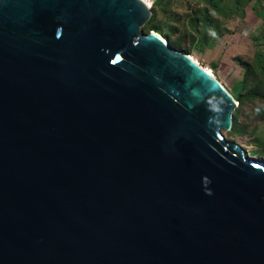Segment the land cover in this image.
<instances>
[{"label": "water", "instance_id": "1", "mask_svg": "<svg viewBox=\"0 0 264 264\" xmlns=\"http://www.w3.org/2000/svg\"><path fill=\"white\" fill-rule=\"evenodd\" d=\"M149 8L0 0V264H264V164Z\"/></svg>", "mask_w": 264, "mask_h": 264}, {"label": "rangeland", "instance_id": "2", "mask_svg": "<svg viewBox=\"0 0 264 264\" xmlns=\"http://www.w3.org/2000/svg\"><path fill=\"white\" fill-rule=\"evenodd\" d=\"M149 1L154 5L140 28L141 34L153 32L147 27H158L160 32L153 33L166 40L173 51H186L235 101L243 72L237 60L258 63L259 53L264 51V0H237L236 4L229 0V10L222 2L220 8L225 10L220 12L208 8L204 0ZM205 6L214 20L211 28L188 26L194 13ZM236 122L244 130L241 134L230 128L221 130L220 135L239 147L246 157L264 164V103L244 102L236 113Z\"/></svg>", "mask_w": 264, "mask_h": 264}, {"label": "trees", "instance_id": "3", "mask_svg": "<svg viewBox=\"0 0 264 264\" xmlns=\"http://www.w3.org/2000/svg\"><path fill=\"white\" fill-rule=\"evenodd\" d=\"M229 0H204L207 7L211 9H216L217 12L228 9ZM235 4L237 0H232ZM225 5V8H220L221 3ZM154 5L152 3L151 7ZM206 6L204 8H199L195 15L194 19L190 18L189 25L190 27H201L202 29L206 30L211 28L212 22L214 21L212 18L209 17V9ZM229 10V9H228ZM201 13V14H200ZM214 23V22H213ZM148 26V25H147ZM147 31H153L155 33L160 32V29L156 26L147 27ZM171 31V28L168 29V32ZM183 54H187L186 51H182ZM260 59L258 63H249L242 60H237L238 64L241 66L243 72L240 81V90L236 96L235 101L237 102V110L233 113L232 116V124L231 130L237 131V133L241 134L244 130L242 127L237 125L236 122V113L238 109L244 102H262L264 103V51L260 52Z\"/></svg>", "mask_w": 264, "mask_h": 264}, {"label": "bare ground", "instance_id": "4", "mask_svg": "<svg viewBox=\"0 0 264 264\" xmlns=\"http://www.w3.org/2000/svg\"><path fill=\"white\" fill-rule=\"evenodd\" d=\"M146 7H150L151 6V2L149 0H140ZM160 40L161 37H159L157 34H155ZM163 42V41H162ZM164 43V42H163ZM188 58L197 66L199 67L201 70H203L205 73H207L210 77H212L213 79H215L207 70L203 69L201 66H199L191 57L188 56Z\"/></svg>", "mask_w": 264, "mask_h": 264}, {"label": "clouds", "instance_id": "5", "mask_svg": "<svg viewBox=\"0 0 264 264\" xmlns=\"http://www.w3.org/2000/svg\"><path fill=\"white\" fill-rule=\"evenodd\" d=\"M210 194V193H209Z\"/></svg>", "mask_w": 264, "mask_h": 264}]
</instances>
